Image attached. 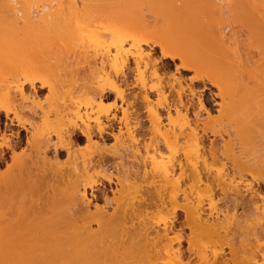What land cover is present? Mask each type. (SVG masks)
Returning a JSON list of instances; mask_svg holds the SVG:
<instances>
[{
	"label": "bare ground",
	"instance_id": "obj_1",
	"mask_svg": "<svg viewBox=\"0 0 264 264\" xmlns=\"http://www.w3.org/2000/svg\"><path fill=\"white\" fill-rule=\"evenodd\" d=\"M153 47L193 72L189 82L175 70L164 81ZM196 82L215 88V113ZM106 93L120 115L103 106ZM256 97L264 0H0V111L28 151L15 162L22 133L4 125L0 264H264ZM111 169L118 197L108 209L87 190ZM150 202L162 226L145 214ZM177 209L188 233L173 239Z\"/></svg>",
	"mask_w": 264,
	"mask_h": 264
},
{
	"label": "rangeland",
	"instance_id": "obj_2",
	"mask_svg": "<svg viewBox=\"0 0 264 264\" xmlns=\"http://www.w3.org/2000/svg\"><path fill=\"white\" fill-rule=\"evenodd\" d=\"M224 13V12H223ZM222 13V14H223ZM223 15H225V14H223ZM223 18H224V16H222ZM225 18H226V15H225ZM224 18V19H225ZM228 19V18H227ZM230 20V19H229ZM241 39V38H240ZM243 39V38H242ZM244 45V44H243ZM239 47H243V46H241V45H239ZM154 48V47H153ZM241 50V54L239 53V55H242V57L244 56V52L246 51H244V49H245V47L244 48H240ZM155 52V53H154ZM243 52V53H242ZM153 54H154V60L156 59V58H158V56H159V58L158 59H156L157 61V69H158V71L160 72V74L162 75H160V77L164 80V81H166L167 79H164L166 76H167V74H168V76H169V74H171V72H173L174 70H175V62L174 61H172V60H170V58H168V57H162V56H160L159 55V50H158V48L157 47H155L154 49H153ZM245 56H247L246 54H245ZM241 57V56H240ZM241 57V58H242ZM244 58H245V60H244ZM243 58V60L241 61V62H246V57H244ZM178 62V61H177ZM248 62V61H247ZM249 63V62H248ZM248 63H243V64H248ZM250 66H251V64H250ZM244 67H246V66H244ZM248 70H249V64H248ZM246 67V68H247ZM251 68V67H250ZM165 69V70H164ZM246 69L244 68V71H245ZM175 73H176V75L177 76H179V77H181V80L183 79L184 80V82H189V80H188V76L190 77L191 76V74H193V72H191V71H188V70H182V69H179L178 70V72L175 70L174 71ZM173 72V73H174ZM165 73H167L166 74V76H165ZM163 74H164V78H163ZM129 79H127V81L129 80V82L131 81V77H130V75H129V77H128ZM249 79V78H248ZM162 80V81H163ZM183 80H182V82H183ZM163 81V82H164ZM249 81H251V80H249ZM254 83V82H253ZM248 85H249V82H248ZM251 88L254 86H252V82H251ZM249 85V86H250ZM167 87V86H166ZM194 87V89L195 90H197L199 93H201V96H202V98L204 99V100H206V101H208V105H209V107H211V110H212V112L213 113H215L216 112V105L214 104V101H218L219 99L217 98V97H215V95H214V93H215V88L214 87H212L209 83H207V82H205L204 84L202 83V82H196L195 83V85L193 86ZM132 88V87H131ZM36 90L38 91V93L37 94H39L40 95V98H41V96H43L44 94H46V90L45 89H40L38 86L36 87ZM165 90H168L169 91V89H167V88H165ZM168 91H166V93L168 94V96H170V94H172L171 92L170 93H168ZM126 93H129V91H127ZM114 96H113V94H111V93H106V95H105V97H104V99H103V106L105 107V108H108V109H111L112 111H115L116 110V113L118 114V115H120V107H119V105H120V101L118 100H116L115 101V99L113 98ZM151 98H152V104L154 105V104H156V97L152 94V96H151ZM251 98L253 99L254 97H252L251 96ZM251 98H247L248 100H251ZM42 99V98H41ZM256 100H257V97L255 98ZM260 99V98H259ZM115 101V103H116V106H115V108H114V102ZM254 100H252V102H253ZM258 102L257 103H251V104H253V108H251L252 110L251 111H253V110H255V112H259L260 110H262V111H260L261 113H253V114H257V118L258 117H260V115L259 114H261V117L259 118V122L261 123H259L260 125H259V127L260 126H262L261 128L263 129V131H264V101H262V99H261V101H262V103H261V101L260 100H257ZM248 103H249V101L247 102V105H248ZM114 104V105H113ZM250 104V103H249ZM256 104V105H255ZM260 104L263 106V107H261L260 106ZM113 105V106H112ZM255 106V107H254ZM258 106V108H259V106H260V108L258 109L257 108V110H256V107ZM111 107V108H110ZM249 107V106H248ZM192 109V108H191ZM143 110V109H142ZM250 110V109H249ZM259 110V111H258ZM143 112V111H142ZM0 114H1V117H0V130L1 129H3L4 128V125L5 126H8V128H7V130H6V132H10V131H17V130H19L20 131V133H22V144L21 145H19V147H17V149H16V151H15V153H16V157H15V162H20V160L22 161H24V160H26V158H27V153H28V151H27V149H25V147H24V145H25V136H23V135H25V131L23 130V129H21L19 126H17L16 125V123H15V121H12L13 123H11L10 121V119H7V118H5L4 117V112L1 110L0 111ZM203 114V113H202ZM25 116V115H24ZM9 117L10 118H12L11 117V114L9 115ZM10 120V121H9ZM143 120L145 121V127L147 126V121L145 120V118H143ZM260 128V129H261ZM9 130V131H8ZM23 130V131H22ZM263 131L261 130V132L263 133ZM7 133V134H8ZM8 136V135H7ZM208 136V137H207ZM211 137V135H210V133H207V135L204 137V139H206V140H204L205 141V144H208V141H209V139L208 138H210ZM263 136V135H262ZM104 140H106V145H107V147L108 146H110L111 144L113 145L114 144V140L112 139V137H110V136H105V138H104ZM105 142V141H104ZM0 143L2 144V145H4L6 142L5 141H3L2 139H0ZM79 145L77 146L78 148H80V149H83L84 148V141H79V143H78ZM1 149V148H0ZM10 155V152L6 149V154H5V161H7V164H8V162H9V160L11 159V158H9V155ZM7 158V159H6ZM61 159H60V162L58 163V166L60 165V167L63 165V163H62V161H63V159H64V153L63 154H61V157H60ZM17 160V161H16ZM11 161V160H10ZM22 161V162H23ZM12 162V161H11ZM10 162V163H11ZM18 162V163H19ZM1 169H3L4 168V166H6L5 164H4V161H3V163L1 162ZM12 164V163H11ZM5 169V168H4ZM116 171L115 170H113V169H111V170H109V171H107L106 172V174H104L103 176L102 175H98V176H96L95 178L97 179V181H96V183H95V186L92 188V189H88L87 190V197H88V199L90 200V202L92 203V204H97L98 206H103V205H107V206H109V208L108 209H111V206H115L116 204H115V198H117L118 197V194L116 193L117 192V188H118V184H117V179H116V173H115ZM98 177V178H97ZM258 180H256V182H254V188L256 189V190H258V192H260V194L261 195H263L264 196V182L262 181V180H260V181H258ZM145 183V182H144ZM147 183V182H146ZM145 185V184H144ZM143 185V186H144ZM60 187H61V185H60ZM215 190H217V189H215ZM116 193V194H115ZM215 194H217L216 195V197H217V201H216V204H217V206H221V205H223V202H224V199H222V196H221V194H219V191L217 190V191H215ZM36 197V196H35ZM216 197H215V200H216ZM263 199H264V197H263ZM153 200H155V199H153ZM153 200H151V201H153ZM262 201V203H263V201L264 200H260V198H256L255 200H254V202L256 203L257 202V204H262V203H260ZM251 203L253 204V201H251ZM92 204H91V208H93L92 207ZM156 205L158 204V202L157 203H155ZM154 203H152L151 204V202H150V207L148 206L147 208H146V206H145V210L147 211V212H145V214L147 213L148 214V216H149V214H150V220L152 221V223H153V225H155V226H157V225H159V226H162L163 225V223H162V220L160 219V216H161V211H160V205H159V207H157L156 205H155ZM155 205V206H154ZM140 207H142V206H140ZM144 207V206H143ZM143 209V208H142ZM144 210V211H145ZM148 211H150V212H148ZM152 213V214H151ZM175 221L174 222H172V228L169 230V234H168V236L170 237V238H173V239H175V238H178L177 236L178 235H180V234H182V233H184V234H182V235H184V236H186V234L188 233V228L184 225V222H183V213H182V211H180L179 209H177L176 210V214H175ZM136 221H134V223H135ZM137 223V222H136ZM183 225V226H182ZM95 226H94V224H93V228H94ZM184 231V232H183ZM174 241H177V240H174ZM181 244H182V250H183V254H185V258L187 257V254H188V252H187V250H186V241H185V238H183L182 239V241H181ZM226 253H227V251H226ZM228 255V254H227ZM184 257V256H183ZM187 259V258H186ZM185 259V260H186Z\"/></svg>",
	"mask_w": 264,
	"mask_h": 264
}]
</instances>
